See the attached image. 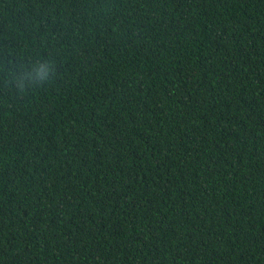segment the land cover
<instances>
[{"label":"trees","instance_id":"16d2710c","mask_svg":"<svg viewBox=\"0 0 264 264\" xmlns=\"http://www.w3.org/2000/svg\"><path fill=\"white\" fill-rule=\"evenodd\" d=\"M0 264H264V0H0Z\"/></svg>","mask_w":264,"mask_h":264}]
</instances>
